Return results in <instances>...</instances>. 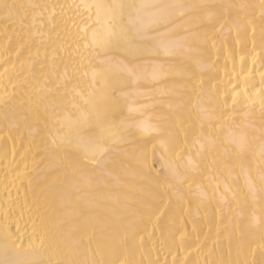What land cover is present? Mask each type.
<instances>
[{
  "label": "bare ground",
  "instance_id": "obj_1",
  "mask_svg": "<svg viewBox=\"0 0 264 264\" xmlns=\"http://www.w3.org/2000/svg\"><path fill=\"white\" fill-rule=\"evenodd\" d=\"M0 264H264V0H0Z\"/></svg>",
  "mask_w": 264,
  "mask_h": 264
}]
</instances>
